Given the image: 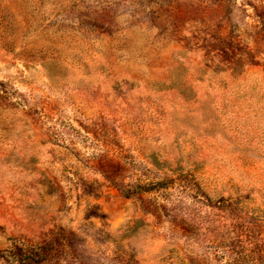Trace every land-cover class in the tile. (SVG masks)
Segmentation results:
<instances>
[{
	"label": "rangeland",
	"instance_id": "obj_1",
	"mask_svg": "<svg viewBox=\"0 0 264 264\" xmlns=\"http://www.w3.org/2000/svg\"><path fill=\"white\" fill-rule=\"evenodd\" d=\"M0 264H264V0H0Z\"/></svg>",
	"mask_w": 264,
	"mask_h": 264
}]
</instances>
